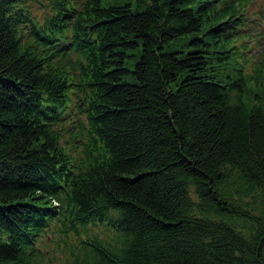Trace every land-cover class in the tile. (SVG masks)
Segmentation results:
<instances>
[{"label":"trees","instance_id":"obj_1","mask_svg":"<svg viewBox=\"0 0 264 264\" xmlns=\"http://www.w3.org/2000/svg\"><path fill=\"white\" fill-rule=\"evenodd\" d=\"M247 6L0 0V264H264Z\"/></svg>","mask_w":264,"mask_h":264},{"label":"rangeland","instance_id":"obj_2","mask_svg":"<svg viewBox=\"0 0 264 264\" xmlns=\"http://www.w3.org/2000/svg\"><path fill=\"white\" fill-rule=\"evenodd\" d=\"M245 15L248 20L246 22V30L244 31L245 34H248L244 40L246 47L239 45L238 53L236 55V63L232 65L237 66V63H241L245 73L251 77V74L256 73V62L259 61V58L262 59V57H264V0H248V6ZM186 41L187 38L172 40L167 45H165V50L168 48L171 50H188L190 45L186 44ZM248 82L249 86L253 87L255 84V78H249ZM260 85L262 88L261 90H264V78H262ZM246 102L247 104H250L249 100H246ZM68 116L60 119V131L62 132L63 138L66 140V142L71 143L72 141L70 136H73L74 131H76L78 128L75 122L68 126V121L70 120V117ZM75 143V147L70 144V146H73L72 153L74 155L76 153L82 152L84 148L81 140L76 139Z\"/></svg>","mask_w":264,"mask_h":264}]
</instances>
